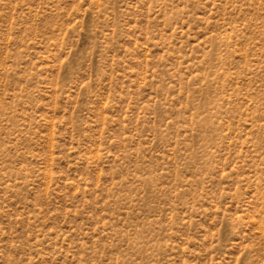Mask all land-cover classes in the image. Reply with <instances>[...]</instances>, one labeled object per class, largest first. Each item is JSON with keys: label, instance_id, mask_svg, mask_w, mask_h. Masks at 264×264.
I'll return each mask as SVG.
<instances>
[{"label": "rangeland", "instance_id": "obj_1", "mask_svg": "<svg viewBox=\"0 0 264 264\" xmlns=\"http://www.w3.org/2000/svg\"><path fill=\"white\" fill-rule=\"evenodd\" d=\"M0 264H264V0H0Z\"/></svg>", "mask_w": 264, "mask_h": 264}]
</instances>
